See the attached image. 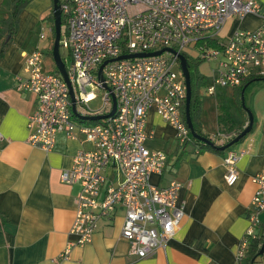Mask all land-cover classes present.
<instances>
[{
	"label": "built area",
	"instance_id": "2783aa9c",
	"mask_svg": "<svg viewBox=\"0 0 264 264\" xmlns=\"http://www.w3.org/2000/svg\"><path fill=\"white\" fill-rule=\"evenodd\" d=\"M60 8L64 18L61 45L72 58L66 68L78 113L108 114L113 108L112 93L117 99L114 116L79 124L73 120L77 117L70 86L60 72L45 70L44 51L36 48L27 54L26 76H17V89L34 93L38 101L37 109L28 117L31 145L50 151L59 132L75 139L77 129L94 145L91 150L78 152L61 174L63 183L78 184L80 190L71 228L76 239L60 256L69 259L73 247L92 242L99 221L122 205V236L130 244L129 252L148 257L167 245L185 216V201L180 199L182 183L175 180L167 187H157L151 182L153 173L164 170L168 155L146 145L153 137L146 129L148 112L155 107L174 127L180 147L192 142L183 112L185 76L179 55L167 51L111 61L103 69L104 81L99 79V67L123 54L173 48L178 53L194 52L203 61H218L208 94L215 93L218 86L239 87L251 75L264 77V17L260 27L238 29L225 41L220 33L231 18L258 13L260 5L256 0H60ZM209 41L217 45L209 46ZM99 90L103 105L94 108L90 102L98 97ZM226 137L229 140L234 135ZM239 157L232 149L224 157L229 185L239 179ZM253 181L257 189L249 226L237 251L239 262L259 232L264 211V164Z\"/></svg>",
	"mask_w": 264,
	"mask_h": 264
},
{
	"label": "crops",
	"instance_id": "0c3cea01",
	"mask_svg": "<svg viewBox=\"0 0 264 264\" xmlns=\"http://www.w3.org/2000/svg\"><path fill=\"white\" fill-rule=\"evenodd\" d=\"M15 1L0 0V132L4 136L0 140V264H249L245 259L238 261L237 251L249 226L257 189L253 177L264 164V80L250 81L244 89L255 120L252 130L232 147L240 156L236 165L239 179L234 185L225 181L227 151L203 148L198 152L193 144L181 148L174 127L155 107L149 110L146 129L153 137L146 145L168 155L164 170L153 173L151 182L167 187L180 181V199L185 201L182 223L165 247L148 257L132 256L130 244L122 236L125 209L118 205L112 215L99 221L92 242L73 247L69 259L60 256L76 239L71 228L80 190L78 184L63 183L61 174L78 152L94 145L79 129L75 139L59 132L50 151L28 141V117L38 101L34 93L17 89V76H26L27 54L43 45L44 51L53 50L55 30L50 17L54 0H25L16 18ZM256 1L259 12L231 18L220 33L222 41L238 29L262 25L264 0ZM44 67L59 72L46 68L45 62ZM218 67L216 60L199 65L205 83L200 88L196 122L203 133L225 143L226 136L234 135V139L247 127L249 113L239 109L237 87L218 86L215 93H207ZM97 94L102 100V93ZM98 97L90 102L94 108L99 107L92 104ZM258 231L264 232V211ZM252 264H264V253Z\"/></svg>",
	"mask_w": 264,
	"mask_h": 264
},
{
	"label": "water",
	"instance_id": "95a60500",
	"mask_svg": "<svg viewBox=\"0 0 264 264\" xmlns=\"http://www.w3.org/2000/svg\"><path fill=\"white\" fill-rule=\"evenodd\" d=\"M53 15H54V26H55V42H54V47H53V56H54V60H55V63L57 65V68H58L60 74L68 82V84L70 86V93H71V98H72V102H73L72 107H73L74 115L83 121H86V120L97 121V120H101V119H105V118H109L111 116H114L116 111H117V99H116V96L114 93H112L113 108H112L110 113L105 114V115H94V116H83V115L78 113L77 107H76V101H75L74 88H73V85L71 84V81L69 80L67 68H66L65 62L62 59L61 52H60L61 38H62V32H63V20H62V11L60 8V0H54ZM166 51L172 52L174 54H178L179 58H180L181 69H182L183 74L185 76V81H186V86H187L185 116H186V122L188 124V127L191 130L193 137L204 142V143H206V144L214 146V143L210 139H208V138L200 135L199 133H197L195 130V127H194V123H193L191 111H190V105H191V99H192L191 73H190V69H189V65H188V59H187L185 54L178 53L177 50H175L173 48H162L160 50L152 51V52L123 54V55H120L119 57H117L116 59L106 60L101 64V66L99 67V79L104 81L103 69L111 61L118 60V59L134 58V57L158 56V55L163 54ZM257 80H264V78L257 79ZM103 86L106 89H109V87L106 84H104ZM243 103L245 106L244 96H243ZM247 111L249 113V123H248L247 127L241 133H239L234 139H232L230 142H228L225 145L218 147L220 150L224 151V150L228 149L229 147L235 145L236 143H238L244 136H246L252 130L253 125H254V117L249 110H247ZM261 253H264V244L262 246Z\"/></svg>",
	"mask_w": 264,
	"mask_h": 264
},
{
	"label": "trees",
	"instance_id": "16d2710c",
	"mask_svg": "<svg viewBox=\"0 0 264 264\" xmlns=\"http://www.w3.org/2000/svg\"><path fill=\"white\" fill-rule=\"evenodd\" d=\"M13 4H14L13 13H14V16L16 18V14L25 5V0L22 1L21 3H20V0H16L15 3H13ZM50 18H51L52 23H54V15L53 14L51 15ZM62 20H63V24H64V18H62ZM53 27L55 30V26H53ZM208 44H209V46H216L217 45L214 41H209ZM183 54H185L187 59H188V65H189V69H190V73H191L192 99H191L190 111H191V116H192V120L194 123L195 130L197 133H199L200 135L210 139L214 143V146H212V145L206 144V143H204V142L193 137L192 142L188 143L187 145H191V144L195 145L198 152H200L203 148H208V149L219 151V152L228 151V150L232 149V147L234 145L229 147L228 149H226L224 151L220 150L218 147L227 144L233 138L227 140L225 143H219L216 137H213L211 135H207V134L203 133L202 130L200 129V127L198 126V123L196 122L197 112H199L200 108H201L200 88L205 83V77H203L199 71V65L203 62V60L200 57H194V56L187 54L185 52H183ZM63 61L65 62V60H63ZM262 78H264V77H256L254 75H251L250 77H248L245 80V81L248 80L247 82L244 81L245 83L243 82L241 86L237 87L236 98L243 107H245L244 103H243V95H244V89H245L246 84L250 81L262 79ZM246 110H248V109L246 108ZM183 112L185 115V105L183 107ZM185 118H186V116H185ZM244 129H241V131L239 133H241ZM221 132H224V130H222ZM187 145H184L181 148H185ZM263 244H264V232L262 234H261V232H258L257 236L255 238H253L249 244V247H248L247 252H246V256L244 257L246 262H248L249 264H252L259 256L263 255V253H261V249H262Z\"/></svg>",
	"mask_w": 264,
	"mask_h": 264
},
{
	"label": "rangeland",
	"instance_id": "374dc122",
	"mask_svg": "<svg viewBox=\"0 0 264 264\" xmlns=\"http://www.w3.org/2000/svg\"><path fill=\"white\" fill-rule=\"evenodd\" d=\"M45 35L47 34V32L44 33ZM42 51H44L46 48H45V45H43L41 48H40ZM60 52H61V55H62V58L63 60L66 61V66L69 68L72 64V58L70 57L69 55V52L67 49H65L64 47H60ZM44 53H46L45 55V65H46V68H53L54 71H58L57 69V66H56V63H55V60H54V56H53V50L51 51H44ZM99 94L101 95V92L102 91H98ZM244 102H245V107H243L240 103L238 104L239 105V109H248L253 117H254V120H255V114L253 112V110L249 107L250 105V99L248 97V95L246 93H244ZM93 105H98L99 107H101L103 105V100H101V97H98V99L94 102H92ZM97 107V108H99ZM73 120H75V122L78 121L77 118H74L73 117ZM84 123H91V121H85Z\"/></svg>",
	"mask_w": 264,
	"mask_h": 264
}]
</instances>
